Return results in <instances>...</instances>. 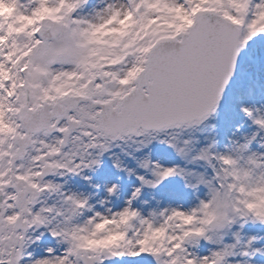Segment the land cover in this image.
I'll list each match as a JSON object with an SVG mask.
<instances>
[{
    "label": "snow or ice",
    "instance_id": "obj_1",
    "mask_svg": "<svg viewBox=\"0 0 264 264\" xmlns=\"http://www.w3.org/2000/svg\"><path fill=\"white\" fill-rule=\"evenodd\" d=\"M0 264H264V0H0Z\"/></svg>",
    "mask_w": 264,
    "mask_h": 264
}]
</instances>
